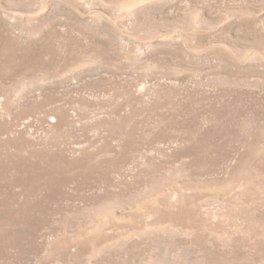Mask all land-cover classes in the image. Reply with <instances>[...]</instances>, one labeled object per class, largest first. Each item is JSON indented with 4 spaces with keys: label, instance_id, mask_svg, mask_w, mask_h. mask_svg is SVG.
<instances>
[{
    "label": "rangeland",
    "instance_id": "374dc122",
    "mask_svg": "<svg viewBox=\"0 0 264 264\" xmlns=\"http://www.w3.org/2000/svg\"><path fill=\"white\" fill-rule=\"evenodd\" d=\"M0 264H264V0H0Z\"/></svg>",
    "mask_w": 264,
    "mask_h": 264
}]
</instances>
